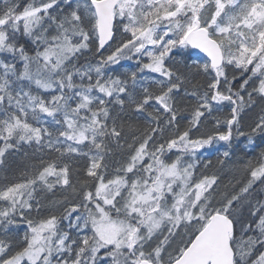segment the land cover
Returning <instances> with one entry per match:
<instances>
[{
	"label": "snow or ice",
	"instance_id": "obj_1",
	"mask_svg": "<svg viewBox=\"0 0 264 264\" xmlns=\"http://www.w3.org/2000/svg\"><path fill=\"white\" fill-rule=\"evenodd\" d=\"M0 264H264V0H0Z\"/></svg>",
	"mask_w": 264,
	"mask_h": 264
}]
</instances>
